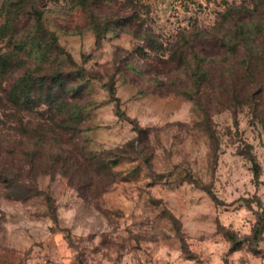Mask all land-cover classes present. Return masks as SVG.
Listing matches in <instances>:
<instances>
[{
    "label": "rangeland",
    "instance_id": "obj_1",
    "mask_svg": "<svg viewBox=\"0 0 264 264\" xmlns=\"http://www.w3.org/2000/svg\"><path fill=\"white\" fill-rule=\"evenodd\" d=\"M24 1L0 0V264H264V0H26L42 31Z\"/></svg>",
    "mask_w": 264,
    "mask_h": 264
},
{
    "label": "trees",
    "instance_id": "obj_2",
    "mask_svg": "<svg viewBox=\"0 0 264 264\" xmlns=\"http://www.w3.org/2000/svg\"><path fill=\"white\" fill-rule=\"evenodd\" d=\"M29 1V0H28ZM28 1H24L25 4L30 5L31 8L34 11L35 14V22L38 24V27H40V30L42 31V26H41V16L42 13H40L39 11H37L34 6V4L32 3L33 1H30L29 3H27ZM43 31L46 34V30L43 29ZM243 32H240L238 34L232 33L229 34L226 37V46L229 48L230 53L233 55H239V53H243V57H241L242 59L235 65V68L239 69L241 72H239V79L240 80H244L245 84H243V92H245L244 96L248 98L249 93L251 92L250 90V82L256 84V79H255V74H254V70H255V66L259 65L261 63L262 60H260L259 56H257L260 51L259 47L256 46L254 44L253 39H251V36H243ZM213 38V37H212ZM239 38H242V40H240ZM211 39V38H210ZM55 44H51V43H46L44 45H42V47L47 48L48 49L50 47H53ZM41 48V46H40ZM12 57H13V53L11 51H9L8 53H5L4 57L2 58V62L0 63V70L2 72H5L7 70H9V68L13 67V63L14 60L12 61ZM173 55L169 57L170 61L173 60ZM181 60H184L183 58ZM167 62H169V60L166 61H162V60H157V63L159 66H162L164 64H167ZM197 72L201 70V64H197ZM264 65V62H263ZM30 74L26 73L24 75V77H22V79H19L13 86L11 89V92L9 93L11 95L12 98L14 99H18L19 97L24 100L25 104L29 103V95H30ZM201 79V76L199 77ZM198 78V79H199ZM243 81V82H244ZM262 86H260V91H264L263 88H261ZM257 234V233H256ZM256 234L254 235V239ZM232 243L234 246H238L240 245V242L235 241V239L233 237H231Z\"/></svg>",
    "mask_w": 264,
    "mask_h": 264
}]
</instances>
